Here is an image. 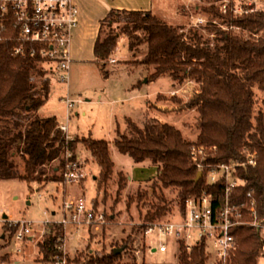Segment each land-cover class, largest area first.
<instances>
[{
  "label": "trees",
  "instance_id": "trees-1",
  "mask_svg": "<svg viewBox=\"0 0 264 264\" xmlns=\"http://www.w3.org/2000/svg\"><path fill=\"white\" fill-rule=\"evenodd\" d=\"M209 9L213 17L226 24L223 23L224 27L214 18L206 24L215 34L214 44L198 31L188 36L184 25L162 19L153 9L113 8L101 20L94 53L106 77L111 73L108 60L115 53L120 34L125 32L131 49L147 43L142 62L154 69L150 79L169 72L180 83L189 79L202 82L193 96L198 105L196 138L185 135L168 121L154 119L142 127L129 117L130 133L118 129L119 137L114 143L136 162L150 159L159 163L156 184L178 188L181 210L191 195L205 190L213 192L218 200L223 195L222 184L207 185L205 177L196 180L200 168L193 158L194 146L204 147L205 164L243 162L249 158V152H255L256 163L239 168L245 183L235 189L234 196L237 200L244 199L252 191L257 200L256 216L264 219V98L263 107L255 112L258 103L255 86L264 91V8L237 16L232 11L222 13L217 5ZM114 13L125 20L119 30L111 24L106 28L104 24ZM7 24L10 26L11 22ZM12 31L7 28L0 37V179L19 178L30 185L35 181L42 185L52 180L64 182L68 164L77 159L78 143L83 142L100 165L98 186L102 188L115 173L110 140L92 135L67 137L56 115L41 113L50 97L53 72L40 56L15 52L18 40ZM118 175L120 196L131 177L122 170ZM166 209L165 204L158 206L155 212L148 213L149 218ZM244 218L255 216L247 210ZM4 227L9 238L4 233V239L0 240V264L10 260L12 253L4 248L18 229L16 225ZM65 227L62 221L48 223L46 235L38 242L41 261L66 257L67 264H80L63 251ZM233 233L237 247L227 264H259L264 254V237L247 229H235ZM180 244L179 264H212L208 262L205 243L192 250L186 249L184 242ZM119 255L111 251L91 257L86 264H115Z\"/></svg>",
  "mask_w": 264,
  "mask_h": 264
},
{
  "label": "rangeland",
  "instance_id": "rangeland-1",
  "mask_svg": "<svg viewBox=\"0 0 264 264\" xmlns=\"http://www.w3.org/2000/svg\"><path fill=\"white\" fill-rule=\"evenodd\" d=\"M78 1L80 21L79 28L74 30L71 45L70 83L68 85L54 78L49 100L40 111L43 115H56L59 123H68L71 137L92 135L110 140L116 162L115 173L110 181L99 188L100 165L80 142L75 160L76 171L85 174L77 180L65 177L64 182L52 180L42 185L35 181L30 185L19 178L0 179V240L4 239V233L5 238L8 237L5 224L19 227L22 219L32 221V231L21 244L23 251H17L18 243L14 244L13 236L4 248L12 253L10 260L3 264H53L41 261L38 242L46 235L49 222L63 218L66 201L80 197L93 208L94 216L91 221L65 224L63 251L71 260L77 259L76 263L86 264L91 257L115 251L120 253L115 264H179L181 244L177 238L160 235L148 237L145 232L149 223L175 219L179 214L178 188L157 186L160 164L150 159L136 162L131 155L121 152L114 141L119 137L118 129L130 133L129 117L142 127L154 119L168 121L181 128L185 135L196 138L199 132L196 125L198 105L193 96L201 89L202 82L189 79L180 83L169 72L150 79V72L154 69L142 62L147 43L131 49L129 36L125 32L120 34L115 48L113 56L117 60H108L111 73L106 77L94 53V42L100 32L97 19L107 12L103 7L104 0ZM142 1L162 19L184 25L188 36L198 31L211 39L213 44L215 34L206 24L214 18L216 23L226 27L221 18L213 17L210 13L209 8L213 5H217L222 13L232 11L236 16L242 9L264 8V0ZM124 21L123 17L114 13L104 20V24L106 28L111 24L112 28L119 30ZM35 80L40 81V78L36 77ZM255 88L258 99L255 112L258 113L263 107L264 91L257 86ZM68 96L75 101L71 116H68ZM21 166H24L23 162ZM121 170L131 178L118 196V171ZM50 171L54 169L50 167ZM164 204L167 209L162 214L149 218V212H155L158 206ZM72 210L77 212L76 207ZM101 212L105 213L104 219L98 216ZM5 214L8 218L4 217ZM79 216L85 217L83 213ZM162 242L168 244L167 251H150L148 248L151 244L160 247ZM208 262L211 263L209 259ZM259 264H264V254L260 256Z\"/></svg>",
  "mask_w": 264,
  "mask_h": 264
},
{
  "label": "built area",
  "instance_id": "built-area-1",
  "mask_svg": "<svg viewBox=\"0 0 264 264\" xmlns=\"http://www.w3.org/2000/svg\"><path fill=\"white\" fill-rule=\"evenodd\" d=\"M255 8L240 11L239 14L250 12ZM0 37L5 29L13 30L18 44L14 46L16 53H30L45 59V64L52 70L54 78L69 85L70 67L72 62L71 45L74 30L80 21V12L75 0H0ZM11 22L9 26L7 23ZM115 57L111 61H116ZM68 116L75 101L66 98ZM60 128L67 137L69 124L60 123ZM204 147L194 146L193 158L203 171L207 185L222 184L223 195L218 200L213 192L205 190L200 194L191 195L186 199L185 208L178 211L175 219H164L151 222L145 230L149 236H174L178 243L184 242L186 249L192 250L196 245L205 243L206 252L211 263L227 264L237 247L235 229H247L258 232L264 237V219L256 216L257 200L252 191H248L244 199L237 200L234 191L245 183L239 168L246 164H255V152H249L246 161L229 160L219 163L205 164ZM67 155H70L68 153ZM85 173L76 171V161L68 164L65 177L68 180L78 179ZM76 207L77 212L72 210ZM92 207L86 205L85 199L66 201L63 223L91 221L94 216ZM249 211L254 219L244 218ZM83 213L85 217L79 215ZM100 219L105 213H98ZM5 217V215H4ZM4 217L2 220H4ZM32 231V221L22 219L14 235V244L18 243V252L23 251L25 239ZM63 248V247H62ZM150 251H167L168 244L162 242L160 247L148 246ZM53 264H67V258L51 261Z\"/></svg>",
  "mask_w": 264,
  "mask_h": 264
},
{
  "label": "crops",
  "instance_id": "crops-1",
  "mask_svg": "<svg viewBox=\"0 0 264 264\" xmlns=\"http://www.w3.org/2000/svg\"><path fill=\"white\" fill-rule=\"evenodd\" d=\"M75 1H76L77 4L79 3L78 0H75ZM79 4H78V7H79ZM103 4H104L103 7L106 8L107 12H106V14L104 16H99L98 17L97 20L99 22V28H100V25H101V19H103L108 14V12L111 9H113V8H118V9H123V8H126V9H144V10L152 9V8H150V6H147V4H145V2L142 1V0H104ZM79 12H80V9H79ZM78 28H79V26H78ZM72 51H73V49L71 47V55L73 54ZM113 57H115V56H113ZM72 59H73V55H72ZM64 216H65V213H64L63 217Z\"/></svg>",
  "mask_w": 264,
  "mask_h": 264
},
{
  "label": "water",
  "instance_id": "water-1",
  "mask_svg": "<svg viewBox=\"0 0 264 264\" xmlns=\"http://www.w3.org/2000/svg\"><path fill=\"white\" fill-rule=\"evenodd\" d=\"M203 175V171L200 169L197 173L196 180H199ZM5 217L8 218V215L5 214Z\"/></svg>",
  "mask_w": 264,
  "mask_h": 264
}]
</instances>
